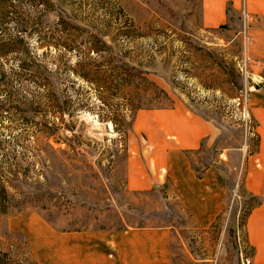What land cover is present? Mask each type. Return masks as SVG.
<instances>
[{
    "label": "rangeland",
    "instance_id": "374dc122",
    "mask_svg": "<svg viewBox=\"0 0 264 264\" xmlns=\"http://www.w3.org/2000/svg\"><path fill=\"white\" fill-rule=\"evenodd\" d=\"M261 1L252 40L244 0H205L210 18L225 15L212 27L203 0H0V264H42V227H104L111 205L139 209L124 190L127 160L152 151L153 117L176 105L220 129L210 160L219 148L226 162L258 151L249 99L264 91L250 89L264 80ZM29 57L39 84L12 73ZM227 197L209 243L194 235L176 264H241L249 197L236 187ZM169 209L162 223L197 224Z\"/></svg>",
    "mask_w": 264,
    "mask_h": 264
},
{
    "label": "crops",
    "instance_id": "0c3cea01",
    "mask_svg": "<svg viewBox=\"0 0 264 264\" xmlns=\"http://www.w3.org/2000/svg\"><path fill=\"white\" fill-rule=\"evenodd\" d=\"M217 1L222 5L227 2ZM244 5L249 18L247 33L253 40V0H244ZM256 6L262 23L256 22L259 25L254 32L262 36L259 27L264 26V0ZM202 7L206 26H216L225 19L220 12L212 15L216 18L209 17L213 8L209 2L206 6L203 0ZM245 53H253V45L246 47ZM254 93L250 94L249 111L252 119L253 110L257 112L261 125L255 154L253 149L240 150L237 161L226 162L221 160L226 151L219 148L218 159L210 160L221 134L214 122L180 104L156 114L147 136L152 151L144 154L137 148L125 168L124 190L132 200L143 202L141 207L130 208L129 202L111 205L107 210L111 218L107 214V219L112 220L104 227L68 232L42 227L44 233L38 238L48 245L37 255L41 263L176 264L175 256L195 240L194 235H200L197 241L209 243L211 223L224 211L227 195L236 187L250 203L243 221L245 250L251 264H264V91ZM167 207L185 213L197 224L182 226L173 218L162 223V215H169Z\"/></svg>",
    "mask_w": 264,
    "mask_h": 264
},
{
    "label": "trees",
    "instance_id": "16d2710c",
    "mask_svg": "<svg viewBox=\"0 0 264 264\" xmlns=\"http://www.w3.org/2000/svg\"><path fill=\"white\" fill-rule=\"evenodd\" d=\"M28 59H30L29 63L25 62L24 60H20L17 65V68L15 69L16 71L13 70L12 73L14 74L15 77H17L18 80H21V78H24V77H28V79H30V81H32L33 83L39 84L40 82L37 79H34L33 74H32L34 68L37 66L36 57H29ZM6 82H2V83H6ZM136 96H139V94L136 93ZM140 104L141 103H137V104L133 103L131 104V106H134V108H137L141 106ZM148 106L154 107V105H148ZM5 195H6V191L4 187L0 188V199L4 198Z\"/></svg>",
    "mask_w": 264,
    "mask_h": 264
},
{
    "label": "built area",
    "instance_id": "2783aa9c",
    "mask_svg": "<svg viewBox=\"0 0 264 264\" xmlns=\"http://www.w3.org/2000/svg\"><path fill=\"white\" fill-rule=\"evenodd\" d=\"M250 38L251 37H249V39ZM256 87L264 88V80L255 81L250 89H255ZM239 256L241 264H251V257L248 254H242V252H240Z\"/></svg>",
    "mask_w": 264,
    "mask_h": 264
}]
</instances>
